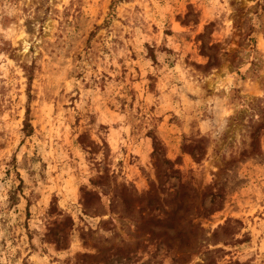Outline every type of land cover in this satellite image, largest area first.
Instances as JSON below:
<instances>
[{"label": "rangeland", "instance_id": "rangeland-1", "mask_svg": "<svg viewBox=\"0 0 264 264\" xmlns=\"http://www.w3.org/2000/svg\"><path fill=\"white\" fill-rule=\"evenodd\" d=\"M0 264H264V0H0Z\"/></svg>", "mask_w": 264, "mask_h": 264}]
</instances>
